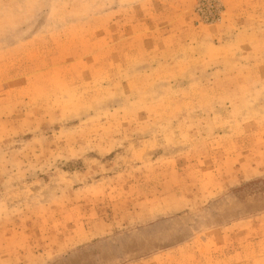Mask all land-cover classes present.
<instances>
[{
  "label": "rangeland",
  "instance_id": "obj_1",
  "mask_svg": "<svg viewBox=\"0 0 264 264\" xmlns=\"http://www.w3.org/2000/svg\"><path fill=\"white\" fill-rule=\"evenodd\" d=\"M0 264H264V0H0Z\"/></svg>",
  "mask_w": 264,
  "mask_h": 264
}]
</instances>
